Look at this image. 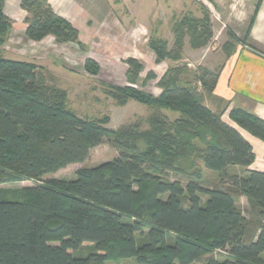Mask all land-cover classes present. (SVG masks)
Listing matches in <instances>:
<instances>
[{
    "label": "trees",
    "instance_id": "trees-1",
    "mask_svg": "<svg viewBox=\"0 0 264 264\" xmlns=\"http://www.w3.org/2000/svg\"><path fill=\"white\" fill-rule=\"evenodd\" d=\"M5 2L0 0V182L38 184L24 188L20 200L0 197V264H104L128 258L138 264H264V173L248 170L256 156L223 121L229 105L217 98L214 111L204 103L219 71L172 66L156 97L136 87L144 65L128 59V85H109L107 93L119 105L136 101L154 112L145 130L136 124L114 130L107 116L90 121L72 112L66 91L51 85L40 66L3 55L12 29ZM21 8L28 15L26 39L52 36L57 44L84 51L78 30L48 0H21ZM172 34L171 49L162 38L149 39L157 64L182 62L186 38L192 49L206 48L214 36L210 14L183 15ZM230 38L222 47L227 57L239 42ZM84 70L98 76L101 68L86 59ZM155 78L148 73L146 82ZM162 110L179 117L172 121ZM229 118L264 142L263 119L235 107ZM105 143L118 151L116 158L79 169L74 179L44 181L85 162ZM194 159L218 174V186L201 185L203 171ZM235 167L242 172L230 173ZM169 172L185 177V186L168 180ZM242 197L245 210L238 206ZM86 245L92 251L76 255ZM218 249L227 257L207 256Z\"/></svg>",
    "mask_w": 264,
    "mask_h": 264
},
{
    "label": "crops",
    "instance_id": "crops-1",
    "mask_svg": "<svg viewBox=\"0 0 264 264\" xmlns=\"http://www.w3.org/2000/svg\"><path fill=\"white\" fill-rule=\"evenodd\" d=\"M56 14L68 20L79 32V41L84 47L80 65L75 62L76 44H57L54 37L47 36L40 42L25 37L27 25L26 12L21 8V0H6L5 14L12 21V35L24 42L40 45L32 60L44 70H64L65 72L85 74L86 59L95 61L101 68L102 80L117 86H126L128 81L126 61L139 60L144 65L136 87L154 96L161 94L160 79L176 63L166 60L156 63L154 52L148 47L152 36L167 41L173 47L172 26L176 19L185 14L202 18L208 12L212 21L213 44L200 50L190 49L189 39H185L183 49L184 64L189 61L187 52L200 53L195 63L187 64L190 70L196 67L209 71H219V78L212 93L213 104L207 105L216 111L218 99L229 105L223 121L235 127L252 146L256 156L248 170L264 173V142L237 126L229 118V110L241 108L264 120V0L259 9V0H48ZM230 34L239 42L227 57L217 48L228 42ZM153 73L155 79L147 81V74ZM74 75V74H72ZM50 83V81H49ZM201 88V87H200ZM209 97V96H206ZM215 104V105H214ZM214 105V106H213ZM215 107V108H214ZM230 169V168H229ZM240 174L242 168H232ZM242 210L247 209L245 197L241 199Z\"/></svg>",
    "mask_w": 264,
    "mask_h": 264
},
{
    "label": "rangeland",
    "instance_id": "rangeland-1",
    "mask_svg": "<svg viewBox=\"0 0 264 264\" xmlns=\"http://www.w3.org/2000/svg\"><path fill=\"white\" fill-rule=\"evenodd\" d=\"M27 13L25 18L27 17ZM24 18V20H25ZM25 23V21H24ZM26 24V23H25ZM19 31H10L4 49L3 55L8 59L25 61V59L34 58L38 53L40 45L30 46L22 40V38H14V34H17ZM213 40V38H212ZM210 41L206 48L212 49L215 45L214 42ZM232 39L228 36V41ZM222 47H215L217 51H222ZM76 54L75 62L76 66L80 65V57L83 55V50L78 46H75ZM204 48V49H206ZM190 49H192L190 47ZM194 50V49H192ZM192 50L187 52L189 61L184 64H191L194 62V59L202 54L203 49H199L200 53H193ZM223 52V51H222ZM181 63H176V65ZM174 65V66H176ZM198 69V67H196ZM195 69V70H197ZM44 73L48 76L50 84L54 85L57 88H60L67 93V105L68 108L74 112L78 117L87 120H96L102 117L107 116L109 118L108 128L118 129L123 125L136 124L140 130H145L148 128V119L151 114L154 112V109L148 108L147 106L140 104L136 101H129L126 105L117 104L112 98L109 97L108 93L111 88L109 85H115L108 81L102 80V75L91 76L88 74V77L77 73L70 74L64 70H44ZM86 73V72H85ZM117 86V85H115ZM208 96V95H207ZM224 101V100H223ZM206 105L211 106L213 101L211 97H207L204 102ZM225 103V101H224ZM223 104V102L221 103ZM215 105V104H214ZM213 105V106H214ZM217 105V104H216ZM215 108V107H214ZM162 113L168 116L170 120H175L179 117V114L173 113L167 110H162ZM119 155L118 151L111 147L108 143L103 144L90 153L89 158L79 164H74L68 166L67 168L55 173L50 174L44 177V181L51 179H74L76 172L79 169L83 168H92L96 167L104 162L110 161L116 158ZM195 165L202 168V180L200 181L201 185L206 188H213L219 185V178L216 172L207 170L203 163L200 160H195ZM229 172H234L232 168L229 169ZM166 178L170 181H179L182 185L185 186L186 178L181 174H176L174 172H169ZM38 183L30 180H24L21 182H0V197L10 200H20L22 196V190L28 187L37 186ZM205 200V197H203ZM238 206L242 208L241 201ZM247 215V214H246ZM147 231V229H146ZM92 251L91 245H86L81 251L76 252V255H86ZM207 256H212L215 259H223L227 257L224 254L216 253L213 251ZM104 264H138L137 261L133 258L128 259H109L104 262ZM200 264V263H196Z\"/></svg>",
    "mask_w": 264,
    "mask_h": 264
},
{
    "label": "built area",
    "instance_id": "built-area-1",
    "mask_svg": "<svg viewBox=\"0 0 264 264\" xmlns=\"http://www.w3.org/2000/svg\"><path fill=\"white\" fill-rule=\"evenodd\" d=\"M216 253L227 255L226 251H223V250H220V249L216 250Z\"/></svg>",
    "mask_w": 264,
    "mask_h": 264
}]
</instances>
